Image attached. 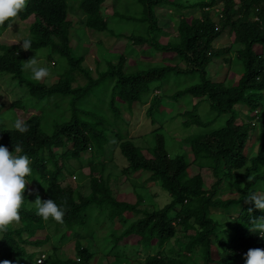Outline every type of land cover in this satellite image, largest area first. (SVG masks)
Segmentation results:
<instances>
[{"label":"trees","instance_id":"obj_1","mask_svg":"<svg viewBox=\"0 0 264 264\" xmlns=\"http://www.w3.org/2000/svg\"><path fill=\"white\" fill-rule=\"evenodd\" d=\"M104 2L80 0L78 10L83 18L77 26L84 27V32L107 31L122 37L120 31L110 26L109 17L102 13ZM185 2L135 0L137 9L129 15L114 10L110 15L114 22L132 21L139 27L126 35L125 52L118 54L116 60L107 61L106 68L97 70V75L93 76L82 63L84 56L73 53L71 40L77 26L68 19L67 0H28L26 11L20 14L19 19H35L29 24L27 33L32 40L31 50L47 49L48 60L56 63L54 55H57L65 63L55 82L50 85L37 83L22 71L23 55L19 46L0 45V75L6 74L14 80L34 100L32 107L39 108L37 103H42L39 114H30L24 121L29 129L26 133L21 134L14 127L0 126V145L10 152L14 151L16 144L22 146L21 154L28 155L32 161V174L27 177L28 181L33 182L34 189L40 190L42 200L53 199L61 205L65 215L62 224L51 219L44 222L36 215L35 207L27 206L30 196L25 192L20 225L0 233V264L13 257L36 264L35 254L27 253L25 245L46 248L50 246V243L47 244L50 235L35 240H30V237L47 225H55L54 232H62V239L69 232L76 233V228L85 224L86 209L91 206L107 210L110 219L126 212L142 214L114 239L115 244L133 238V242L145 249L156 246L158 251L147 253L142 264H199L192 256L188 260L182 253L178 254L179 258L170 257L160 249L176 235L178 229L187 235L184 251L201 257V264H238L240 260L245 264V253L250 248L264 249V239L258 233L249 231L251 218L264 217V211L245 202L252 191L264 190V51L255 50L257 46H264V0ZM218 6L220 10H217ZM156 7L174 8L173 16L178 18L174 25L175 41H157L162 28L158 25ZM196 7L200 15L188 20L185 10ZM213 14L217 16L216 21L212 20ZM6 27L7 24L0 30ZM225 30L230 35V43L227 47L216 48L214 42ZM232 48L236 49L237 60L242 66L240 77L232 84L225 77L213 81L207 75L209 63L222 57V68L228 70L230 58L227 53ZM150 50L170 54L187 66L182 69L177 64L166 62L144 68L139 62L134 70L126 68L125 55H148ZM189 74L197 76L198 82L169 96L153 94L146 114L155 123L153 114L162 107V99L177 101L188 95L197 101L192 110L178 112L185 118L183 125L206 130L187 138L192 155V159L187 160L183 154L170 158L164 149V136L160 129H156L154 144L148 149L149 158L128 137L129 129L125 127L127 122L122 115L131 112L134 104L143 103V96L151 94L155 84L159 87L174 75ZM202 101H207L210 111L216 113L210 120L204 121L195 112ZM62 104H67L64 110L60 109ZM237 105L244 110L238 109ZM4 106L0 104V113ZM26 107L27 103L20 97L9 105L10 110ZM221 114L228 115L224 124L207 129ZM241 114L247 121L237 123ZM43 117L51 119L50 129L42 126ZM109 133L117 139L119 151L127 161L121 172L126 176L147 173L143 179L145 184L158 183L171 198L163 207L152 211L140 210L138 200L129 203L113 197L103 170L98 166ZM250 133L258 140L255 152L247 154ZM85 153H90L87 174L90 192L83 195L68 184L62 185L61 177L64 176V169L69 167L66 162L70 159L78 162ZM201 169L207 170L212 177L208 186ZM248 177L253 178L250 183ZM228 186L235 195L221 197V189ZM138 199L141 198L138 196ZM249 208L253 209L251 213ZM213 210L223 211L229 216L226 228L223 229L224 226L212 217ZM188 230L193 234L187 233ZM225 232L230 233L226 235ZM213 245L218 250L217 259L211 257ZM74 249L77 257L62 258L53 250L37 264H89L93 254L88 248L77 241Z\"/></svg>","mask_w":264,"mask_h":264},{"label":"rangeland","instance_id":"obj_2","mask_svg":"<svg viewBox=\"0 0 264 264\" xmlns=\"http://www.w3.org/2000/svg\"><path fill=\"white\" fill-rule=\"evenodd\" d=\"M79 1L80 0H67L69 5L68 19L71 20L75 27L79 23L80 19L83 18L82 12L78 10ZM188 1L192 3L196 0ZM185 3H187V0ZM135 4V0H105L103 4L102 13L104 16L109 17L111 21L110 26L115 31H120L123 35L122 37H116L107 31L92 33L87 30V32H84L85 28L80 25H78L75 29L71 40L73 53L84 56L82 63L85 67L90 69L93 76L97 75V70H103L106 68L107 61H114L118 57V54L125 52L127 42L126 35H129L132 30H136L139 27L137 23L133 25L132 21H122L117 24L112 20L110 15L114 10L127 13L129 15L137 9ZM218 7L219 8H217V10H220L221 7ZM174 11V8L170 7H156L155 13L158 18V25L162 28L160 35L157 37V41L160 43L175 41L176 31L174 25L178 22V18L173 16ZM199 15L200 10L198 7L185 10V16H187L188 20H190L191 17L196 18ZM212 20L216 21L217 16L213 14ZM34 21L35 19L33 17H30L25 21L19 19L17 24L12 25L11 29L6 27L3 30H0V45H18L23 55V61H27L28 59L34 57L35 52H40L44 61L43 66L48 67L52 73V75L42 83L50 85L59 77L58 74L65 61L57 55H54L56 62L54 63V61L47 59V49L41 48L37 50L24 51L21 48L22 41L17 43L22 35H27L29 24ZM230 39L228 30L223 31L215 40V47H227L230 43ZM236 47L239 48L240 45H236ZM128 49L129 48H127V50ZM255 50L257 52L264 51V46H257ZM154 51H148V55H125L127 57L125 63L126 68L129 69L131 67L132 70H134L136 67L135 64L139 62H141L140 67L144 68L147 66L164 64L166 62L177 64L182 69L187 66L184 62L179 61L170 54H162L158 51ZM235 51L236 49L232 48L229 53H227L230 58L228 70L227 68H222V57L214 58L213 61L209 63L207 67V75L210 79L218 81L222 78L224 79L225 77L230 82L229 84H232L231 82L236 81L240 77L242 70L240 68H242V66L237 60ZM221 68L222 71L220 72ZM26 75L30 76V73H26ZM81 81L83 82L84 79ZM196 82H198V77L194 75H174L167 83H162L159 87L155 84L153 86L152 93L143 96V99L145 100L143 103H136L134 104L131 112L123 113L122 118L125 122H127L125 127L129 129L128 137L132 139L135 146L141 148L142 153L147 157L150 158L148 149L154 144V131L156 129H160V131H158L164 136V149L170 158L183 154L187 160L192 159L186 140L187 138L194 136L196 133L203 132L206 129L196 127L194 125H183L182 121L185 118L179 116L178 112L192 110L193 105L197 100L188 95L178 98L177 101H171L166 98L162 99V107L158 109V112L153 114L155 123H153L151 118L147 116L146 109L153 94L169 96L176 90L183 89ZM15 83L16 82L14 80H10L8 78V75H0V104L3 103L5 105L0 113V126L2 127L13 128L14 122L17 118L25 121L30 114H39V109L42 106V103H37V107L39 108L32 107L31 104L34 103V100L31 99L28 94L24 93L23 90ZM19 97L23 100V102L27 103V107L10 110V103ZM101 98L102 100L100 103L102 104L103 96H101ZM65 106H67V104H62L60 109L64 110ZM240 106L241 105H237V108L241 111L244 110L243 107ZM195 112H197L204 121H206V119L210 120L216 116L214 111H210L207 101L200 102L199 105L196 106ZM66 114H68V111H66ZM227 117V114H221L214 123L207 127V129L222 126ZM236 121L237 123L246 122L247 118L241 114L237 117ZM42 126L44 129H50L51 119L43 117ZM249 136L250 139L248 141V145L250 146L246 151L247 154H252L256 150V141L258 140V137H255L254 139L252 133H250ZM89 156L90 153H85L78 160V162L73 159L66 162V165L69 167L67 168L68 170L64 169V176L61 177L62 185L68 184L83 195L90 192L89 180L87 176L89 173ZM101 159L102 160L98 162V166H100V169L103 170V176L107 180L115 199L120 201L123 200L129 203H135L138 200L137 207L140 210L146 209L148 211L161 208L170 201L171 198L169 194L164 191L158 183L145 184L143 179L144 176L148 175L147 173H142L138 176L136 174H129L126 176L121 172L122 168L127 165V161L121 155L117 139L111 133H109V140L105 144L104 153ZM200 171L202 172L206 186L210 185L212 182L210 174L204 169H201ZM28 182V190L25 191L30 196L27 206L34 207L32 202L35 201L37 194L41 198V192L39 189H34L35 185L33 182ZM229 187L230 186L223 187L221 189V197L226 198L233 197L235 195ZM138 196L141 198L140 200L138 199ZM141 217V213L126 212L119 217L110 219L107 216V210L101 207L91 206L86 209L85 224L80 226L81 228H76V233L69 232L62 239V232H54L55 225H47L44 228L38 229L34 236L30 237V240L43 239L46 235H50L49 242L47 243H50V246L48 245L47 247L45 246L46 248H43V246L35 247L33 245L26 244L25 248L27 253L35 254L34 259L36 258V262L40 254L44 253L47 257L53 253V250L55 251L54 254L62 258H66L68 256L77 257L74 245L75 242L79 241L82 246L87 247L89 252L93 254L89 264H142L147 253H155L158 251L156 246L145 249L140 244L133 242V240L135 241L133 238L120 240L117 244L114 242L115 236L119 235L130 223ZM212 217L224 226L223 229L227 227L229 216L225 214V212L213 210ZM19 225L14 227L17 228ZM187 233L193 234V231L188 230ZM227 233L230 232H225L226 235ZM24 237H26V234H24ZM186 241L187 235H184L181 233L180 229H178L176 235L167 241L160 249L164 250L165 254L170 257L178 256L179 258L180 256L178 254L182 253L185 255L186 260H188L189 257L191 258L192 256L196 262L201 264V257H197L194 252L186 253L184 251ZM53 247H57L58 249L56 250ZM217 252L218 250L216 246L213 245L211 247V257L213 259L218 258ZM10 262L11 264H35L34 261H32V263H28L26 260H21L20 258L15 257H13ZM242 263L244 262L241 260L238 262V264Z\"/></svg>","mask_w":264,"mask_h":264},{"label":"clouds","instance_id":"obj_3","mask_svg":"<svg viewBox=\"0 0 264 264\" xmlns=\"http://www.w3.org/2000/svg\"><path fill=\"white\" fill-rule=\"evenodd\" d=\"M28 0H0V27L7 24L9 29L13 24H17L20 14L26 11ZM21 44L24 51L32 49V40L27 35H22L17 43ZM43 57L40 52H35V56L22 61V71L30 73V78L39 83L47 80L51 75L48 67L43 66ZM14 128L21 134L29 129L24 121L17 118ZM23 153L20 144L14 146V151L0 145V233L7 232L10 227L19 225L21 221L20 210L24 203V193L29 184L27 177L32 174L31 159ZM248 177V182L252 181ZM248 204H253L254 208L264 211V190H254L245 199ZM36 209V215L44 222L50 219L58 224H62L65 209L58 205L53 199L42 200L37 194L32 202ZM249 213L253 211L249 208ZM249 231L258 233L264 239V217L251 218ZM2 264H11L10 261H3ZM245 264H264V249L250 248L245 253Z\"/></svg>","mask_w":264,"mask_h":264},{"label":"built area","instance_id":"obj_4","mask_svg":"<svg viewBox=\"0 0 264 264\" xmlns=\"http://www.w3.org/2000/svg\"><path fill=\"white\" fill-rule=\"evenodd\" d=\"M46 257V255L44 253L40 254V256L37 258V262H42L44 260V258Z\"/></svg>","mask_w":264,"mask_h":264}]
</instances>
